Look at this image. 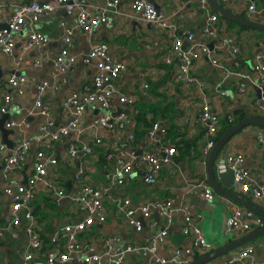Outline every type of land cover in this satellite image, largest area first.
I'll return each instance as SVG.
<instances>
[{"label":"crops","instance_id":"obj_1","mask_svg":"<svg viewBox=\"0 0 264 264\" xmlns=\"http://www.w3.org/2000/svg\"><path fill=\"white\" fill-rule=\"evenodd\" d=\"M31 0H0L3 4L1 21L19 5ZM45 1V0H38ZM92 8H103V0H90ZM132 0H119L117 12H108L111 26L96 31L91 35L83 34L75 29L74 35L69 43L61 39L63 28L61 21L66 26L75 25V17L67 15L64 10L59 9L36 22H27L25 27L11 35L15 43L11 55H0V80H4L13 72L30 77L35 82L47 80L50 84H58V88H47L43 95L44 104L50 108L53 116L54 127L58 128L66 122L65 115L60 110V101L69 91H79L84 84L92 81V67L84 64L80 59L72 70L65 76L52 75V62L64 48L81 56L90 48L105 43L112 57L116 61H122L126 68L121 72L117 80V90L121 93H131L135 96V104L129 108V120L122 133L103 134L104 144L95 146L90 156L78 153L75 157H69L67 144L75 141L77 144L92 145L93 132L86 128V123L94 112H87L79 125V132L72 131L68 137L59 142H54L52 147L46 149L47 153L54 154L56 165L49 169L48 180H52L55 186L66 192V197L55 196L52 190L43 183L36 187L35 197L31 201L30 210L32 219L24 221L20 226L10 224V201L3 193L6 183L0 178V264H20L23 252L27 249L28 237L26 226L31 224L41 235L43 246L41 253L45 255L50 246V236L65 223H73L84 215L72 201V197L80 192V184L75 180L74 174L79 167L87 169L86 181L95 185L103 186L107 183L118 165L117 145L123 149L145 148L146 133L150 124L155 120H163L167 125L166 139L176 146V154L173 162L164 166L157 181L148 183L146 181L145 165H139L126 177L125 182L116 187L113 194L119 197H130L133 204H141L149 200H162L172 197L174 203L186 202L190 205L193 213L200 212V218H194L206 240V232L217 240L220 231L218 228L225 227V220L230 215L233 205L237 202L224 196L215 194L212 201H204L198 198L196 191L192 188L195 179L205 174L202 168L204 157L202 147L204 145L205 127L198 119L201 105L207 101L210 108L218 112L222 117L232 114L235 119L242 116L264 118L259 112V107H264V101L260 99L259 92L252 85L258 74L255 71L254 54L259 49H264V30L248 27L224 19L216 10L209 7L219 15L217 32L222 37H233L239 51L234 56L229 53V48H218L214 58L222 65L215 66L211 60L200 55L192 60V74L205 82V88L199 90L194 85H186L176 82L172 78L174 68L166 65L161 58L167 54V48L172 44L175 36H182L185 31H194L202 35V26L206 13L195 1L186 0H151L160 10L168 22V27L156 28L141 19L140 14L131 9ZM253 2L259 12L251 13L247 10L248 3ZM235 14L243 18L252 19L264 23V0H246L240 4L225 6ZM237 25V26H235ZM33 30L43 32L52 38L45 46L22 50L23 40ZM20 58H22L21 61ZM42 59L40 67L34 66V60ZM149 71L150 75L144 76L143 72ZM241 72L248 78H240L235 73ZM148 83L144 88L143 84ZM239 87H244L245 93L239 92ZM227 92L228 95H224ZM10 95L11 105H18L20 109L12 110L8 118L27 117L28 127L24 133L11 129L7 136L8 141L14 145L22 137H32L41 132V124L44 118L35 113L30 114L36 96V88L31 85L28 92L23 96L14 90H7ZM4 92L0 90V107L3 104ZM117 100L114 99V106ZM139 108V110H138ZM145 110L144 121L139 122L137 117L141 110ZM3 114L0 113V117ZM241 120V119H240ZM236 121V120H235ZM239 121V120H238ZM237 122V121H236ZM235 123V122H234ZM233 123V124H234ZM225 123L220 126L218 135ZM52 127L51 129H53ZM227 129V128H226ZM128 133H133L134 141L126 146L125 138ZM224 133V132H223ZM217 135V136H218ZM261 136L264 143V128L257 124H248L231 136L227 144L219 152V156L226 158L234 152H241L244 161L241 166L248 172V177L256 184L264 183V153L262 145L257 142ZM0 141L2 136L0 134ZM3 142V141H2ZM37 146L31 141L29 155L20 171L11 174L9 182L12 184L24 183L29 176L34 164V152ZM8 151L0 155V166H2ZM248 202L254 204L263 211L259 202L248 192L239 188L236 191ZM106 219L102 223H95L92 228L83 232L80 236L83 244L90 243L96 251L103 247L102 237L116 234L121 237V244L126 242H146L151 235L161 228V224L153 228L149 226L150 219L145 221V226L136 232L126 221L123 214H116L113 204L105 201ZM155 213V211H154ZM152 215V219L156 217ZM162 223V221L160 220ZM252 232V231H251ZM247 233H235L233 239L240 238ZM222 237V236H220ZM190 239L181 232V219L177 216L168 227V235L157 249L161 256H170L173 249L189 244ZM210 252L216 246L212 241ZM253 245L255 255L264 260V236L236 248L224 255L214 258L206 263H219L227 259L237 258L239 250ZM62 247L59 246V249ZM56 248V251L59 250ZM206 252V253H208ZM205 253V254H206ZM204 254V255H205ZM145 259L138 253L128 255L125 264H144ZM66 264H76L67 262Z\"/></svg>","mask_w":264,"mask_h":264},{"label":"built area","instance_id":"obj_2","mask_svg":"<svg viewBox=\"0 0 264 264\" xmlns=\"http://www.w3.org/2000/svg\"><path fill=\"white\" fill-rule=\"evenodd\" d=\"M103 8H92L90 0H31L25 4L17 6L4 20L6 27L0 29V55H11L14 51L15 43L11 38L12 33L21 31L27 22H36L39 19L62 9L67 15L75 17V25L66 26L64 21L60 24L63 28L61 39L65 43L71 41L75 29L83 34L91 35L96 31L111 26V19L108 12H117L119 0H103ZM195 1L199 7L205 11L202 26V35L194 31H185L180 36L173 38L172 44L167 48V54L161 58L166 65L174 68L172 78L176 82L186 85H194L200 91L205 88V82L192 74V60L200 55L217 66L222 65L214 58L218 48H229V53L235 55L239 48L235 44L233 37H222L218 35L217 23L219 15L209 7V0H186ZM224 6L240 4L246 0H217ZM130 7L138 12L142 20L156 28L168 27V22L164 14L158 10L151 0H132ZM3 4L0 3V15ZM251 13L259 10L253 2L246 6ZM1 21V18H0ZM52 38L47 34L33 30L30 31L23 40L22 50L27 51L31 48H38L47 45ZM210 44H212L210 46ZM255 71L258 74L256 81L252 85L259 92L260 99L264 101V49H259L254 54ZM92 67V81L84 84L79 91H69L60 101V110L66 117V122L54 127L51 110L44 104L43 95L47 88H58V84H50L47 80L35 82L20 72L9 74L4 80H0V90L5 94L3 104L0 107L1 114H7L12 110L20 109L18 105L12 106L10 95L7 90H14L18 95L26 94L31 85L36 88L33 111L41 115L44 120L41 124V132L32 137H22L17 143L9 148L7 144L0 141V155L8 151V156L0 168V178L5 182L3 193L10 201V224L20 226L24 221H30L33 217L30 204L35 197L36 187L43 183L48 189L52 190L59 198L66 197V192L55 186L52 180H48L49 169L56 165L54 154L47 153L46 149L52 147L54 142L64 140L72 131L79 132V125L87 112H94L90 120L86 123V128L93 132L92 145L77 144L71 141L67 144L69 157H75L78 153L90 156L94 152L95 146L104 144L103 134L122 133L130 114L129 108L135 104V96L131 93H121L117 90V80L121 72L126 68L122 61H116L108 50L105 43H100L81 56L72 53L64 48L54 58L52 62V75L65 76L76 65L78 60ZM20 58L19 61H21ZM34 66L40 67L42 59L34 60ZM150 72H143L144 76H149ZM240 78H248L247 74L235 73ZM144 88L148 83L143 84ZM240 93H245L244 87H239ZM228 95L227 92H223ZM114 99L117 105L114 106ZM99 110L98 112L96 110ZM105 111V112H104ZM117 112V113H115ZM259 112L264 115V107H259ZM226 120L232 122L234 116L228 114ZM198 119L205 127L204 145L202 147L203 156L206 157L216 143L220 126L224 121L218 112L212 110L205 101L198 112ZM7 129H15L24 133L28 127L27 117L7 118L4 122ZM54 127L53 129H51ZM167 125L163 120L153 121L147 129L146 146L139 155H135L133 149H123L117 145L118 165L114 168L111 179L103 186H95L86 181L87 169L79 167L75 172V180L80 184V192L72 197L75 206L84 213L83 217L73 223H65L59 226L50 236V246L45 255L41 253L43 246L41 235L35 230L34 226L28 224L26 233L28 237L27 249L23 252L20 264H66L74 262L76 264H125L128 255L138 253L144 257V264H191L196 258L208 252L211 245L206 242L204 234L194 218H200V212L193 213L190 205L186 202L174 203L172 197L162 200H149L141 204H133L130 197H119L113 194L116 187L122 185L126 177L130 175L136 166H146V181L148 183L157 181L162 168L173 162L176 154V146L169 143L166 139ZM1 134V132H0ZM31 141H34L37 149L34 152V164L32 170L24 183L12 184L9 182L11 174L20 171L25 163ZM134 141L133 133H128L125 142L129 146ZM257 142L262 145L264 153V143L261 136L257 137ZM228 167L233 171L234 181L238 183V188L243 191H250L262 206L264 211V183L256 184L248 177L247 170L241 166L244 155L241 152H234L226 158ZM205 160L203 159L202 162ZM192 188L196 191L199 199L212 201L215 191L210 186L206 174L195 179ZM109 200L116 214H123L127 223L139 232L145 226V221L150 219L149 226L156 228L160 224L161 228L149 237L144 243L126 242L121 244V237L116 234L102 237V249L96 251L88 243L83 244L80 238L95 223H102L106 219L105 201ZM155 211V213H154ZM156 215V220L152 215ZM179 216L181 219V232L190 239L189 244L183 247L174 248L170 256H161L157 249L168 235V227L173 220ZM162 221V223L160 222ZM263 219L255 214L251 209L244 206L233 205L230 215L226 219L225 234L228 233H250L263 226ZM1 235V233H0ZM59 246L62 248L59 249ZM56 248L59 250L56 251ZM204 264H264L263 259H259L254 252L253 245H246L239 250L237 258L227 259L219 263Z\"/></svg>","mask_w":264,"mask_h":264},{"label":"water","instance_id":"obj_3","mask_svg":"<svg viewBox=\"0 0 264 264\" xmlns=\"http://www.w3.org/2000/svg\"><path fill=\"white\" fill-rule=\"evenodd\" d=\"M209 3L212 8L226 20L233 21L244 26L255 27L257 29L264 30V23L240 17L228 7L220 4L217 0H209ZM4 27H6V23L0 22V29ZM211 45L212 44H210V46ZM96 111L98 112L99 110L97 109ZM8 116L9 114H3L0 117V132L2 141L7 144L9 148H12V143L7 139L8 134L12 132V130L4 127V122L8 118ZM248 124H257L264 128V118L248 116L229 126L218 138L217 142L212 147L206 160L202 162L201 166L205 171L210 186L213 188L217 195L224 196L237 202L241 206L251 209L255 214L263 219L264 223V211L258 209L254 204L248 202L245 198H243L236 192L238 183L234 181L233 171L228 167L225 158L219 156V152L222 150L224 145L227 144L231 136ZM141 150V148H138L135 151V155H139L141 153ZM144 174L147 175L146 172H144ZM247 192L248 194H250L249 190ZM154 216L156 217V215ZM229 235H231V238H228ZM221 236L222 237L218 238L216 246L213 248V250L206 253L205 255L203 254L199 256L191 264H204L218 256L224 255L236 248L250 243L256 238L264 236V224L260 229L254 230L237 239H233L232 233L224 234Z\"/></svg>","mask_w":264,"mask_h":264},{"label":"trees","instance_id":"obj_4","mask_svg":"<svg viewBox=\"0 0 264 264\" xmlns=\"http://www.w3.org/2000/svg\"><path fill=\"white\" fill-rule=\"evenodd\" d=\"M138 110H139V108H138ZM144 113H145V110H144V109L141 110V111L139 112V115H138V117H137V120H138L139 122H143V121H144ZM240 119H242V116L238 117L237 119L234 118V120H233L232 122H228V121L226 120V117H224V121H223V123H225V125H224V127L222 128V130L220 131L219 135L216 137V142H217L218 138H219V137L223 134V132L226 130V128H228L229 126L233 125L234 122H235V123H236V121L238 122V120H240ZM235 120H236V121H235ZM235 123H234V124H235Z\"/></svg>","mask_w":264,"mask_h":264},{"label":"rangeland","instance_id":"obj_5","mask_svg":"<svg viewBox=\"0 0 264 264\" xmlns=\"http://www.w3.org/2000/svg\"><path fill=\"white\" fill-rule=\"evenodd\" d=\"M235 26H237V25H235ZM226 219H227V218H226ZM224 228H225V229L227 228V226H226V220H225V227L222 226L221 229L218 228V231H220V230H224ZM221 232H222V231H220V232L218 233L217 238H219V237L221 236ZM207 237H210V238H208V240H206L207 243H208V241H209L210 243H211V241H212L213 243H214V242L217 243V240H218V239L215 240L214 237L212 238V235H209V234L206 232V238H207ZM228 238H231V235H229ZM215 243H214V244H215ZM215 245H216V244H215ZM218 257H219V256H218ZM216 258H217V257H216Z\"/></svg>","mask_w":264,"mask_h":264}]
</instances>
